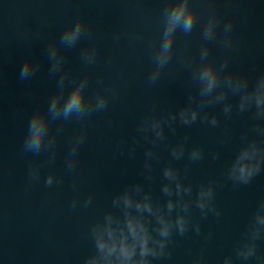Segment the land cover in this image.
I'll use <instances>...</instances> for the list:
<instances>
[{"label":"water","instance_id":"water-1","mask_svg":"<svg viewBox=\"0 0 264 264\" xmlns=\"http://www.w3.org/2000/svg\"><path fill=\"white\" fill-rule=\"evenodd\" d=\"M182 2L0 0V264H105L97 234L129 215L155 251L134 261L264 264V0H186L191 28L169 33ZM77 88L84 107L65 115ZM245 150L246 182L233 175Z\"/></svg>","mask_w":264,"mask_h":264},{"label":"clouds","instance_id":"clouds-1","mask_svg":"<svg viewBox=\"0 0 264 264\" xmlns=\"http://www.w3.org/2000/svg\"><path fill=\"white\" fill-rule=\"evenodd\" d=\"M194 22V16L192 13L188 12L186 0L185 2L178 3L175 5L169 15H168V32L171 33L178 25H183L185 30L191 28ZM81 26L77 25L74 29H71L69 32L65 34V39L67 41L74 42L80 34ZM171 43V36H169L168 41L165 44L164 51L167 52ZM29 71V67L26 65L23 69L22 75H26ZM201 78L205 81V91H211L215 85L217 80V74L210 67L205 68L201 72ZM257 106L264 105V81H261L258 85V92L255 97ZM58 101L54 100L52 107L55 108ZM100 104H103V101H100ZM84 107V98L81 88H77L74 90L72 95L68 98L65 105L63 106V111L65 115L72 111H81ZM193 120L196 118V113H192ZM46 122L39 116H36L33 119L31 125V132L28 140L27 147L35 150H39L43 143L44 136L46 134ZM197 155L196 153L193 154ZM255 155V150H245L243 151L236 164L233 167V175L240 180L247 181L248 178L257 170L258 166H250L248 161H250ZM166 175L171 176L172 173L166 172ZM49 183H51V179H49ZM165 191H168L165 188ZM203 196H211V192L201 193ZM123 203L125 207H131L133 205V201L125 195L123 197ZM202 208L204 204L200 205ZM137 209L147 210L149 212L152 211L151 205L149 203L140 204L137 203L135 205ZM169 209L173 207L170 202L168 205ZM259 223L264 224V217H258ZM162 227L160 229V234L162 236L169 235V225L168 223L160 219ZM112 218H107V223L99 230L97 234V248L99 251L104 254L105 264H146V261H134V257L137 252V248L140 249V256L145 257L147 255L155 254L154 249L149 247L150 236L148 234V230L145 225L135 217L127 216L126 218V229L125 228H113L112 227ZM177 223L180 225L181 230L183 231L184 221L183 218H180ZM107 237L105 239L104 237ZM129 237H131V242H129ZM161 247L163 245L161 244ZM115 257V260L111 258ZM88 264H100V261L93 258L89 260Z\"/></svg>","mask_w":264,"mask_h":264}]
</instances>
